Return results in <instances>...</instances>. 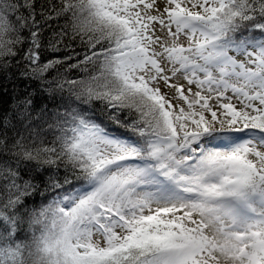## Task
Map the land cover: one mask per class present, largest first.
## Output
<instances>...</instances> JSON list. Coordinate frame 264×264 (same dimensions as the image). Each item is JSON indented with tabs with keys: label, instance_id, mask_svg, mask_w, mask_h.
Segmentation results:
<instances>
[{
	"label": "snow or ice",
	"instance_id": "1",
	"mask_svg": "<svg viewBox=\"0 0 264 264\" xmlns=\"http://www.w3.org/2000/svg\"><path fill=\"white\" fill-rule=\"evenodd\" d=\"M0 81V264H264V0H0Z\"/></svg>",
	"mask_w": 264,
	"mask_h": 264
},
{
	"label": "trees",
	"instance_id": "2",
	"mask_svg": "<svg viewBox=\"0 0 264 264\" xmlns=\"http://www.w3.org/2000/svg\"><path fill=\"white\" fill-rule=\"evenodd\" d=\"M45 57L46 58H50V55L48 53H45ZM0 82H2V81H0ZM7 91L11 94V85L8 86ZM4 99L10 101L11 100V95L5 96Z\"/></svg>",
	"mask_w": 264,
	"mask_h": 264
}]
</instances>
